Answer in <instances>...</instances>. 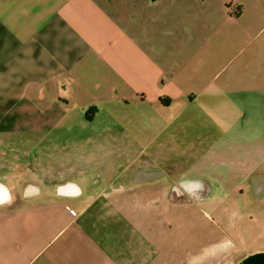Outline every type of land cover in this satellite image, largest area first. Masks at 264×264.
Masks as SVG:
<instances>
[{
  "label": "crops",
  "instance_id": "0c3cea01",
  "mask_svg": "<svg viewBox=\"0 0 264 264\" xmlns=\"http://www.w3.org/2000/svg\"><path fill=\"white\" fill-rule=\"evenodd\" d=\"M258 163L264 0H0V264H211Z\"/></svg>",
  "mask_w": 264,
  "mask_h": 264
},
{
  "label": "rangeland",
  "instance_id": "374dc122",
  "mask_svg": "<svg viewBox=\"0 0 264 264\" xmlns=\"http://www.w3.org/2000/svg\"><path fill=\"white\" fill-rule=\"evenodd\" d=\"M196 153L197 149L194 150V154ZM258 158L263 160V156L260 154L256 155V159ZM193 159L196 163H200V158L193 157ZM254 165L255 169L251 173L243 171V169L239 172L242 179L244 180V177L250 174V177L246 179L249 183L250 180H254L252 182L264 184V163ZM193 174L192 176L195 178L210 181L201 172H194ZM227 175L230 176L232 173L228 172ZM252 185L239 189L212 188L211 196L217 193L221 198L225 196L224 200L226 201L232 198L236 201L235 203H227V201L224 204H210L217 205L219 207L217 210L208 206L212 208L214 213L208 210L209 234L204 237V244L211 246L221 243L223 249L220 258L211 259V264H242L254 253L264 252V200H260L264 199V186L253 187ZM234 190L235 192H233ZM192 191L195 193L194 197H201V194L197 195L196 189ZM257 197H260L257 200L261 202L256 200ZM196 206L197 214L205 217L206 206L204 204ZM196 237L197 235L193 234V238L196 239ZM226 241L231 242L227 248L225 247Z\"/></svg>",
  "mask_w": 264,
  "mask_h": 264
},
{
  "label": "water",
  "instance_id": "95a60500",
  "mask_svg": "<svg viewBox=\"0 0 264 264\" xmlns=\"http://www.w3.org/2000/svg\"><path fill=\"white\" fill-rule=\"evenodd\" d=\"M242 264H264V252H256L244 260Z\"/></svg>",
  "mask_w": 264,
  "mask_h": 264
},
{
  "label": "flooded vegetation",
  "instance_id": "af4514ba",
  "mask_svg": "<svg viewBox=\"0 0 264 264\" xmlns=\"http://www.w3.org/2000/svg\"><path fill=\"white\" fill-rule=\"evenodd\" d=\"M193 189H196L197 190V193L198 194H202V195H207L210 191H212V188L211 187H192V188H186L185 190L190 192L192 191ZM195 194V193H194Z\"/></svg>",
  "mask_w": 264,
  "mask_h": 264
},
{
  "label": "snow or ice",
  "instance_id": "6c2138e0",
  "mask_svg": "<svg viewBox=\"0 0 264 264\" xmlns=\"http://www.w3.org/2000/svg\"><path fill=\"white\" fill-rule=\"evenodd\" d=\"M7 199L6 191L0 188V201Z\"/></svg>",
  "mask_w": 264,
  "mask_h": 264
},
{
  "label": "clouds",
  "instance_id": "9594fccd",
  "mask_svg": "<svg viewBox=\"0 0 264 264\" xmlns=\"http://www.w3.org/2000/svg\"><path fill=\"white\" fill-rule=\"evenodd\" d=\"M0 188L3 189V186H0ZM0 203H3V201H0ZM231 242L230 241H226L225 242V247L227 248L228 246H230Z\"/></svg>",
  "mask_w": 264,
  "mask_h": 264
},
{
  "label": "bare ground",
  "instance_id": "6f19581e",
  "mask_svg": "<svg viewBox=\"0 0 264 264\" xmlns=\"http://www.w3.org/2000/svg\"><path fill=\"white\" fill-rule=\"evenodd\" d=\"M3 190H4V188H3ZM7 194V193H6Z\"/></svg>",
  "mask_w": 264,
  "mask_h": 264
}]
</instances>
